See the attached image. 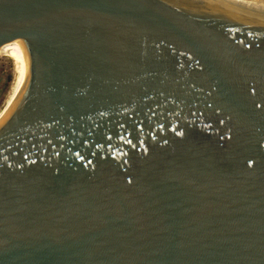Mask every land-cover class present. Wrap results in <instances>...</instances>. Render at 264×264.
Returning <instances> with one entry per match:
<instances>
[{
    "label": "water",
    "instance_id": "95a60500",
    "mask_svg": "<svg viewBox=\"0 0 264 264\" xmlns=\"http://www.w3.org/2000/svg\"><path fill=\"white\" fill-rule=\"evenodd\" d=\"M14 40L0 264H264V6L0 0Z\"/></svg>",
    "mask_w": 264,
    "mask_h": 264
},
{
    "label": "bare ground",
    "instance_id": "6f19581e",
    "mask_svg": "<svg viewBox=\"0 0 264 264\" xmlns=\"http://www.w3.org/2000/svg\"><path fill=\"white\" fill-rule=\"evenodd\" d=\"M237 2L264 6V0H234ZM0 57L8 58L13 62L15 80L9 96L0 110V118L11 110L23 95L29 80L30 63L29 52L22 40H14L0 48Z\"/></svg>",
    "mask_w": 264,
    "mask_h": 264
},
{
    "label": "rangeland",
    "instance_id": "374dc122",
    "mask_svg": "<svg viewBox=\"0 0 264 264\" xmlns=\"http://www.w3.org/2000/svg\"><path fill=\"white\" fill-rule=\"evenodd\" d=\"M15 80L13 62L8 58L0 57V110L11 92Z\"/></svg>",
    "mask_w": 264,
    "mask_h": 264
}]
</instances>
